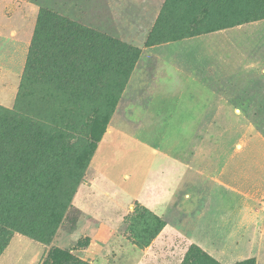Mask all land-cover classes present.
<instances>
[{
  "label": "rangeland",
  "instance_id": "obj_1",
  "mask_svg": "<svg viewBox=\"0 0 264 264\" xmlns=\"http://www.w3.org/2000/svg\"><path fill=\"white\" fill-rule=\"evenodd\" d=\"M1 1L17 5L18 9L8 12L24 15L23 24L28 25L32 41L22 62L17 102L9 93L12 89L9 87L0 95V107L20 112L24 126L26 123L36 126L35 130L26 132L25 140L32 138L28 148L34 150L29 154L38 153L39 158L46 160L32 169L28 166L20 171L17 165L8 162L6 153H0V259L7 251V257L10 256L2 264H11L14 262L11 256L19 253L26 254L23 264H44L54 250L69 252L84 264H239L249 259L256 261L252 258L256 256L264 260V241L252 237L253 229L257 227L255 222L251 226L246 224L248 230L244 225L238 226V221L242 220L238 218V212L243 214L249 203L256 218L264 221V163L259 171H254L258 167L254 160V166L245 169L247 179L238 180L241 172L238 171L241 152L238 121L220 123L224 130L226 158L217 182L199 171L192 178L185 173L188 148L204 139L199 132L186 128L188 123L178 134L161 132L160 141H165L163 146L174 154L154 169L137 199L126 198L120 189L99 174L94 164L111 127L123 123L133 127L140 124V110L154 91L155 77L163 70L146 54L148 48L212 30L211 27L218 24L237 25L262 18L264 0H227V3L220 0L215 4L211 3L214 0H204V3H210L207 8L205 4L201 6L202 0ZM205 8H210L209 17L205 15ZM42 13L50 16L43 18ZM51 16L82 27L92 43V65L96 64L94 67L99 74L96 77L98 83L91 86V100L86 99V88L81 82L84 77L77 70L92 67L83 62H89V59L80 52V63L69 56L61 65L64 73L59 84L50 82V63L45 61L29 89L22 88L35 35L38 33L45 38L50 47L65 34L53 25ZM195 18L204 19L201 24H195ZM182 33L186 34L180 36ZM70 37L78 38L80 34L72 31ZM106 42L109 48L105 47ZM119 44L141 49L139 59L133 53L115 49ZM208 124L212 130L219 123ZM262 126L255 125L258 143L253 133H247V137L254 138L253 142L264 154ZM170 135H174L172 139ZM211 135V146L215 147L219 139L213 132ZM175 136L181 140L179 146L174 144ZM9 169L23 175L8 184L5 172ZM202 178L211 181L210 186L202 185ZM24 183L31 189L18 198L26 197L30 201L32 210L28 217L23 216L18 203L10 211L3 203L9 196L7 187L14 186L11 193L18 194L17 188ZM238 188L252 198L256 197L255 203L241 199ZM194 194L211 198L206 203L209 210L206 216L212 217L217 211L216 206L231 213L226 219H220L226 220L227 224L230 221L227 227L217 224V218L212 219L214 232L211 235L215 244L220 237H225L227 249L232 256L236 254L237 259L233 260L231 255L228 259L223 253L219 258L189 237L186 224L192 216L189 206ZM225 194H231L235 199L225 204L222 201ZM156 221L163 225L157 235ZM201 230L196 228L192 236L207 247L209 243L211 245L210 238ZM19 242L24 245H17ZM25 244L33 246L26 247ZM223 247L225 249L221 244L219 250ZM34 254L37 260L31 263L30 256Z\"/></svg>",
  "mask_w": 264,
  "mask_h": 264
},
{
  "label": "crops",
  "instance_id": "obj_2",
  "mask_svg": "<svg viewBox=\"0 0 264 264\" xmlns=\"http://www.w3.org/2000/svg\"><path fill=\"white\" fill-rule=\"evenodd\" d=\"M15 8L18 9L13 2H0V95L11 87L9 93L17 99L22 62L28 55L32 35L29 36L28 25L23 24L22 13L8 12ZM184 45L186 49H182ZM146 54L163 70L155 77L154 91L146 106L140 110V124L135 127L128 123L116 124L109 129L94 158L99 174L120 189L129 200L139 198L154 169H158L161 161L169 160L174 154L163 146L165 141L161 142L159 135L164 131L178 134L188 123L186 128L199 132L204 139L190 143L193 146L186 153L189 157L185 173L192 178L199 171L217 182L226 158L224 130L220 123L237 121L238 147L241 151L238 155V171H241L238 180L247 179L245 169L254 166V160L258 162L254 171H259L264 163V154L253 142L255 139L247 137V133H253L258 143L259 134L255 125L262 124L264 131V18L156 45L148 48ZM211 122L219 124L211 130L208 124ZM212 132L219 139L215 147L211 146ZM173 136L170 135V139ZM175 137L177 141L174 144L179 146L181 140L179 136ZM200 180H203L202 185L210 186L211 181ZM238 196L245 201H256V197L252 198L239 188ZM191 198L189 208L192 216L186 224L189 237L219 258L223 253L230 259L226 238L220 237L215 244L211 234L214 232L212 219L217 218V224L227 227L230 221L227 224L226 220L220 219H226L231 213L216 206L217 211L213 212L212 217L206 216L209 211L206 203L211 198L198 194ZM233 199V195L225 194L222 201L228 204ZM253 212L250 203L243 214L238 212V218H242L238 226L244 225L247 229L254 221L257 227L253 229L252 237L264 241V221L256 218ZM196 228L206 232L211 245L209 243L206 247L202 241L195 240L192 235L196 233ZM23 243L17 245L21 244L22 247ZM221 244L225 245V249L219 250ZM7 252L0 259V264L10 259ZM17 255L11 256L14 259L11 264L24 263L26 254ZM232 255L233 260L238 258L236 254ZM252 258L256 259L257 264H264L259 256ZM36 260V254L30 256L31 263Z\"/></svg>",
  "mask_w": 264,
  "mask_h": 264
},
{
  "label": "trees",
  "instance_id": "obj_3",
  "mask_svg": "<svg viewBox=\"0 0 264 264\" xmlns=\"http://www.w3.org/2000/svg\"><path fill=\"white\" fill-rule=\"evenodd\" d=\"M196 1V0H193ZM217 2H220V0H214L211 3L215 4ZM223 2L227 3V0H223ZM201 6H204L207 8L210 6V3H204V0L201 1ZM204 10L205 15L209 17V9ZM50 16L47 13H42L43 18H47ZM205 16V17H206ZM53 19V25H56L59 31H63L65 34L61 35L60 41L57 42L55 45H51L50 47H47V40L37 33L34 37L32 48L29 54V59L25 68V74H24V83L22 85V88L26 86V90L29 89V84L32 82L33 78L39 75V73L42 71V65L43 62L48 61L50 63V68H48L50 72V76L52 77V80L50 82H54L56 84H59L60 81H63L62 74L64 71L61 68V65L63 62L70 56L73 60H76V62H81V56L79 54H86L83 55V57H87L89 59V62L83 60L84 63H88L91 65L92 68H89L85 71H79L84 79L81 81L83 83V86L86 88V99L91 100L92 96V90L91 86L98 83L96 77L98 76V70L92 65L93 60L91 58V50L92 47L91 41L88 40L87 33L84 31V29L76 24L69 23L66 20L60 19L58 16H51ZM264 18V17H262ZM258 18V19H262ZM204 18L198 19L195 18L194 22L195 24H201ZM255 19V20H258ZM245 22V21H242ZM241 23V22H240ZM238 25V24H237ZM235 25H228L218 24L217 26L211 27L214 28L212 30H207L203 33H197L190 35L189 37L201 35L204 33H209L213 31H217L224 28H229ZM216 27V28H215ZM74 31L78 34H80V37L73 38L70 37V33ZM193 33V32H190ZM186 33L180 34V36H184ZM189 34V33H187ZM68 37V39L66 38ZM71 38V39H70ZM183 39V38H182ZM177 38L178 40H182ZM176 41V40H175ZM107 46L105 47L109 48L108 42ZM105 43H102L104 45ZM110 44V43H109ZM112 46V44H111ZM120 48L122 51L127 53H133L135 54L136 58L139 59L141 55V49H134L130 48L128 46L119 44L116 45L114 48L116 49ZM87 50L89 51L87 54ZM100 82V81H99ZM31 85V84H30ZM17 102V99H16ZM25 121L21 119V113L14 111V110H4L0 107V153H6L8 155V162L13 165H17L18 169L20 171H24V168L30 167L32 169L34 166H37L42 161L46 162V160H43L42 158H39V154L36 153V155H30V152H34L33 149L28 148V145L31 144L29 139H32L29 137V139H26V132H30L35 130L36 126H29V124L26 123L24 126ZM7 178L6 180L8 184H11L12 180L21 177L23 174L14 173L12 169H9L8 172H5ZM29 175V174H28ZM10 181V182H9ZM22 184V183H21ZM7 193L9 196L3 200V203L5 202V207L7 208V211H10L13 208V205L18 203V207L20 208L21 212L23 213L24 217L30 216L31 207H30V201L28 198H18L19 195L27 193L31 187H28L27 183H24L23 186L18 187V194L12 192V189H14V186L7 187ZM1 190V189H0ZM1 204V202H0ZM155 224H157V232L155 235L158 234V232L161 231L163 228V225L156 221ZM35 231V230H34ZM1 255V254H0ZM48 260H45L44 264H49L51 261V264H84L76 259H74L69 252H64L60 250H54L50 253V256L47 258ZM239 264H256V261L254 259H249L245 262L239 263Z\"/></svg>",
  "mask_w": 264,
  "mask_h": 264
}]
</instances>
